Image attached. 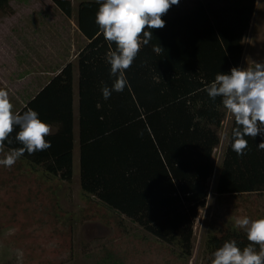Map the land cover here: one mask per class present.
<instances>
[{
  "label": "trees",
  "instance_id": "obj_1",
  "mask_svg": "<svg viewBox=\"0 0 264 264\" xmlns=\"http://www.w3.org/2000/svg\"><path fill=\"white\" fill-rule=\"evenodd\" d=\"M215 1L217 5L195 0L188 9L172 6L162 17L166 26L151 30L152 40L126 70L129 86L108 100L101 88L114 81L106 54L115 45L99 33L76 57L82 193L157 240L179 245L185 255L191 249L193 222L209 196L212 154L226 111L221 98L212 101L204 89L217 73L239 66L256 0ZM6 5L0 0V10ZM159 45L163 50L157 53L153 49ZM72 79L68 64L20 111L31 108L56 127L46 137L49 149L21 158L67 183L74 148ZM234 126L233 117L214 191L264 192V150L257 149L262 139L246 137L247 154L238 156L231 149ZM14 137L15 132L6 150L21 146ZM231 239L241 249L249 243L243 234L229 230L211 237L207 251L213 254Z\"/></svg>",
  "mask_w": 264,
  "mask_h": 264
},
{
  "label": "rangeland",
  "instance_id": "obj_2",
  "mask_svg": "<svg viewBox=\"0 0 264 264\" xmlns=\"http://www.w3.org/2000/svg\"><path fill=\"white\" fill-rule=\"evenodd\" d=\"M6 2L0 10V88L9 91L14 111L20 112L68 64L72 84L78 81L76 57L100 33L95 14L101 0ZM194 2L180 0L178 7L188 9ZM242 46L238 67L264 61V0L255 1ZM224 113L217 131L220 143L212 154L209 196L193 222L188 255L82 193L76 153L68 183L22 158L10 169L0 166V264H211V237L229 230L246 237L235 221L264 218V192L214 191L233 118ZM7 151L0 152V159Z\"/></svg>",
  "mask_w": 264,
  "mask_h": 264
},
{
  "label": "clouds",
  "instance_id": "obj_3",
  "mask_svg": "<svg viewBox=\"0 0 264 264\" xmlns=\"http://www.w3.org/2000/svg\"><path fill=\"white\" fill-rule=\"evenodd\" d=\"M179 3L180 0H101L95 23L104 39L115 45L106 54L114 81L111 87L102 82L104 100L129 86L126 70L132 67L142 46L152 40L151 30L163 29L166 22L162 17ZM153 50L159 53L163 49L159 45ZM204 91L212 101L220 97L223 107L234 117L232 151L238 156L246 155V137L257 136L262 139L257 149L264 150V61H252L251 67H232L229 73L219 72ZM52 131V124L43 122L37 111H14L9 91L0 88V152H4L6 143L12 144L14 132L15 141L21 145L8 149L0 166L10 169L25 153L33 155L49 149L51 142L46 137ZM235 225L244 230L249 243L241 249L235 239L225 241L212 254L211 264H264V218L251 220L245 216L238 218Z\"/></svg>",
  "mask_w": 264,
  "mask_h": 264
},
{
  "label": "crops",
  "instance_id": "obj_4",
  "mask_svg": "<svg viewBox=\"0 0 264 264\" xmlns=\"http://www.w3.org/2000/svg\"><path fill=\"white\" fill-rule=\"evenodd\" d=\"M77 82L72 85L73 91V136H74V148L72 151V167L75 164L74 155L77 153L78 156V168H79V144H78V120H77V105H78V89H77ZM76 124V125H75ZM75 126V127H74ZM56 131V127H53V133ZM76 139V142H75Z\"/></svg>",
  "mask_w": 264,
  "mask_h": 264
}]
</instances>
